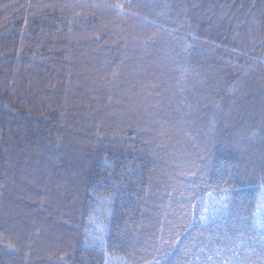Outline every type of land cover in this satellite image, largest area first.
I'll use <instances>...</instances> for the list:
<instances>
[{
	"label": "trees",
	"instance_id": "16d2710c",
	"mask_svg": "<svg viewBox=\"0 0 264 264\" xmlns=\"http://www.w3.org/2000/svg\"><path fill=\"white\" fill-rule=\"evenodd\" d=\"M0 264H264V0H0Z\"/></svg>",
	"mask_w": 264,
	"mask_h": 264
}]
</instances>
